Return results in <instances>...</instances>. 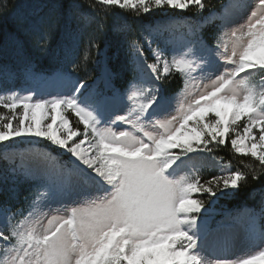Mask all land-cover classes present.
<instances>
[{
  "label": "snow or ice",
  "instance_id": "1",
  "mask_svg": "<svg viewBox=\"0 0 264 264\" xmlns=\"http://www.w3.org/2000/svg\"><path fill=\"white\" fill-rule=\"evenodd\" d=\"M6 7L3 0L0 10ZM89 7L101 19L83 59L73 53L93 17H79L82 24L65 32L59 51L73 71L87 73L92 61L95 78L77 79L63 67L36 73L31 64L19 77L8 66L0 75L4 84L20 80L19 88L0 90V145L47 142L70 156L34 149L30 166L8 170L13 185L18 174L35 187L33 198L25 197L26 214L0 207V264H264V249L214 262L197 251L210 228L206 202L197 197L215 204L264 174V0H224L219 7L211 0H94ZM117 7L135 18L195 9L201 19L145 24L131 38L126 22L114 24L124 41L114 39L102 51L103 17ZM209 25L216 29L211 42L204 34ZM48 39L44 33L37 41L42 50ZM174 75L181 86L170 91L165 85ZM221 148L242 167L218 161L222 174L201 181L199 159H216ZM15 155L5 148L6 163L15 164ZM0 183H8L2 173ZM89 189L91 196L42 224L44 205L64 208ZM261 217L264 207L259 216L238 217L235 227L264 243Z\"/></svg>",
  "mask_w": 264,
  "mask_h": 264
},
{
  "label": "trees",
  "instance_id": "2",
  "mask_svg": "<svg viewBox=\"0 0 264 264\" xmlns=\"http://www.w3.org/2000/svg\"><path fill=\"white\" fill-rule=\"evenodd\" d=\"M3 0H0L2 3ZM94 0H7V7L0 10V75L3 74V69L8 66L10 70L19 77L20 71L26 65L31 64L32 70L36 73L50 74L56 69L63 67L65 71L72 73L77 79H83L86 75L95 78L97 69L92 61L87 64L88 72L83 70L73 71L71 63H63L64 53L60 50L64 42V34L66 31L74 32L78 28V24H82L79 20L81 16L93 17L89 26L85 29L82 36L79 37L78 47L75 48L73 55L78 59H83L86 43L90 33L94 32L97 23L101 17L97 15V11L89 7ZM217 7L224 0H211ZM70 5H78L77 8H71ZM195 9L186 12H178L168 10L166 12L157 10L147 16L135 18L129 12H121L120 9L113 8L103 17L104 29L98 34V43L101 50H106L107 44L118 39L124 41V35L115 36L112 29L114 24L121 26L125 22L130 26L128 37L133 35L139 36L140 29L143 25L153 23L156 18H159L163 13H168L180 18L191 17L193 21L201 19L194 15ZM204 15H208L205 11ZM215 25H209L204 29L206 38L211 42V36L215 33ZM44 33L48 34L47 49L42 50L38 46L37 41ZM59 51V55H57ZM95 50H93L92 59H95ZM145 55L150 59V53L145 48ZM91 83V79L89 80ZM181 86V81L178 75H174L170 83L165 87L170 91H176ZM4 87H20V80L17 79L15 85L12 83L4 84L0 80V90ZM3 111V109H0ZM73 126L76 124L77 118L71 113L68 114ZM82 130V125L80 126ZM38 147L42 151L50 152L54 155V148L47 145L39 144ZM4 150V149H3ZM0 150V173L8 177V183H0V205L5 203L10 204L12 208L18 205L22 206L27 203L24 196L32 192L31 181L17 178L15 185L7 170V163L2 158ZM214 156L229 164L233 169L238 164V158L234 157L228 149L221 148L214 152ZM66 158V156H62ZM250 159V158H249ZM201 181L209 179L211 176L221 175L215 169L202 168L199 172ZM15 187V194L9 189ZM264 196V174L260 175L257 180L249 178L247 182H241L239 188L232 193H225L219 196L215 204L207 203V196L197 197L206 202V212L204 216L210 217V224L214 226L216 222L226 213H235L240 207L248 206L250 208H258L261 205Z\"/></svg>",
  "mask_w": 264,
  "mask_h": 264
},
{
  "label": "rangeland",
  "instance_id": "3",
  "mask_svg": "<svg viewBox=\"0 0 264 264\" xmlns=\"http://www.w3.org/2000/svg\"><path fill=\"white\" fill-rule=\"evenodd\" d=\"M165 12V11H164ZM168 18H176V22H180V17L178 16H173L170 14L163 13V15L159 18H156L153 23L159 22L160 20H165ZM147 51L150 53V59L151 61L152 54L148 50L147 47H145ZM242 130V129H241ZM39 144L47 145L50 148H54V156L58 155L60 158L63 160H68L70 159V156L66 153L63 152V150L58 149L47 142H40L35 145L29 144V143H16V144H10V145H0V150L2 151V158H4V153H5V148L8 147L10 148L12 153H15V164H8L7 163V170L5 173H9L11 176V179L13 180V174L9 172L8 170L10 168L16 167V165L20 164L21 162L31 165L32 163V154L33 150H39L37 146ZM66 156V158L62 156ZM218 161H221L219 158L216 157V159H213L211 156H203L199 159V163L201 165V168H212L217 171H219L222 174V165L218 164ZM223 166H229L227 163L222 161ZM200 168V169H201ZM186 170H181L180 174H183V172ZM22 178L18 174L16 175L17 178ZM35 187L34 183L31 182V188L33 189ZM92 189L79 192L77 194H74L71 198L68 200L64 201L65 207L62 208L60 203L53 202L50 206L49 205H44L41 209L42 213L44 214V218L42 221L43 225L47 224V219L50 218L51 216H59V215H64L66 208L75 206L77 203L81 202V197L83 196H91L93 194ZM29 197L30 199L33 198L32 196L25 195V197ZM10 205V204H8ZM3 205H0L2 207ZM11 210L15 212L17 209H24L25 214L29 210L27 207V203L23 204L22 206L18 205L15 208H12L10 205ZM264 207V196L261 202L260 207L258 208H250L247 206H243L238 212L233 213V214H225L222 216L216 225L214 227L209 228V231L206 235H201L199 237V247L197 251L200 253V255L204 258L205 261L208 262H214L216 260L220 259H228V260H238V259H243L248 255H252L255 252L264 249V243L260 241V239L257 237L255 239H250L246 234L243 232V230L236 228V220L238 217L245 216L249 211L252 213L256 214L259 216L261 213V209ZM60 209V210H57ZM208 221V217H204ZM4 217L0 215V224L4 222ZM20 219L19 216H17V221ZM259 223L261 225H264V217H261L259 219Z\"/></svg>",
  "mask_w": 264,
  "mask_h": 264
}]
</instances>
